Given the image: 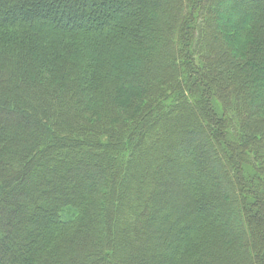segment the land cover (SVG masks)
<instances>
[{
    "label": "trees",
    "instance_id": "obj_1",
    "mask_svg": "<svg viewBox=\"0 0 264 264\" xmlns=\"http://www.w3.org/2000/svg\"><path fill=\"white\" fill-rule=\"evenodd\" d=\"M254 1L0 0V264H111L114 255L132 264H264V237L251 259L248 223L222 187L237 198L232 181L253 184L242 175L252 167L259 176L245 201L252 216L262 208L251 225L264 222V6L231 16ZM128 3L124 16L105 10ZM205 65L211 76L199 89L188 73L207 76ZM223 141L230 152L220 159L214 146ZM100 156L118 161L103 168ZM56 161L74 168L42 169ZM37 171L7 204L6 193ZM71 178L77 185L65 187ZM125 211L130 220H116ZM124 237L134 244L118 257ZM135 249L150 254L146 263Z\"/></svg>",
    "mask_w": 264,
    "mask_h": 264
},
{
    "label": "rangeland",
    "instance_id": "obj_2",
    "mask_svg": "<svg viewBox=\"0 0 264 264\" xmlns=\"http://www.w3.org/2000/svg\"><path fill=\"white\" fill-rule=\"evenodd\" d=\"M254 1V0H253ZM135 6V4H131V3H128V5L126 6L127 8L125 9V10H122V9H120V10H115L114 8H113V6L112 5H107L106 6V11L108 12V13H116V15H118V16H124L125 15V13H126V11L128 12V11H130L131 9H133V7ZM218 6V4H216L215 2H213L212 3V9L211 10H213L215 7H217ZM233 6V5H232ZM231 6V7H232ZM256 6L257 7H263L264 6V4L261 2V1H254V2H252L251 4H249V5H247V6H241V9H238V10H236V9H234V13L231 15V16H237V15H240L241 17H247L248 15L250 16L251 15V12L254 10V8H256ZM237 8H238V6H237ZM18 13H19V15H22V14H26V12L28 13V8L26 7V6H24V5H19L18 6ZM235 16V17H236ZM31 17H32V15H31ZM223 20V19H222ZM70 25H72V23H69V25H67V26H70ZM85 25H93V23H92V21H87V22H85ZM98 25H100V24H98ZM178 38V40H179V38H180V36L179 37H177ZM175 51H176V53H177V51L178 50H176L175 49ZM210 54L207 56L208 58L209 57H211L212 55H214V53L213 52H209ZM179 54L180 53H178V57H179ZM211 55V56H210ZM180 58V57H179ZM205 60H207V58L205 59ZM204 60V61H205ZM206 62V61H205ZM209 67H207V65H205V67H204V69H203V71H205V73H207V76L205 75V74H202L201 75V77L198 75L199 74V70L197 69L196 71L195 70H193V69H190V72L188 73L189 75L188 76H192L193 78H195L196 80H197V84L199 85L198 86V88L200 89V88H202V87H206V84H208V82H209V76H208V74H210V76H211V71L208 69ZM182 68L180 67V70H181ZM209 70V71H208ZM182 77H183V84H185L186 82L184 81V79L186 78L185 77V75L184 74H182ZM191 77V78H192ZM210 84V83H209ZM212 84V86L213 85H215V83H211ZM183 89V88H182ZM195 93V92H194ZM203 97V95H202V93L200 94V97ZM203 99V98H202ZM210 99H211V97H210ZM204 100V99H203ZM203 100L201 101V102H203ZM213 101H215V100H213ZM196 103V102H195ZM194 103V104H195ZM194 104H193V106H194ZM200 105H199V103L197 102V104H195V107H194V109H196V111H197V109L199 110V109H201V107H199ZM184 109H183V111H184V113L185 114H187L186 112H188L187 111V107H183ZM187 115H191V113L190 114H187ZM215 116L217 117V119H219V116H218V114H215ZM175 120H174V118L173 117H168L167 116V118H166V121L163 123V125L167 128V127H169L170 128V126L173 124V122H174ZM147 122V121H146ZM180 130H182V127H181V129ZM219 130V129H218ZM214 137H216L217 139H218V137H219V134H218V131L216 130V132L214 133ZM118 138V137H117ZM225 140H228L231 144L233 143V140H232V138H230V137H225L224 138ZM121 140H122V138H121ZM124 140V139H123ZM224 142V141H223ZM218 146H219V148H218ZM218 146L216 145V146H214L215 148H216V150H217V153H218V155L220 156V159H223V158H227V157H229L228 155H229V150H228V148H227V145H226V143L224 142L223 143V146H222V143H218ZM120 152H121V155L128 149V146H126L124 143H122L121 145H120V148H117ZM233 153H236V151L234 150V152ZM144 154V153H143ZM167 154L169 155V156H171V153H170V151H168L167 152ZM118 155H120V154H118ZM124 155V154H123ZM167 155V156H168ZM59 159H58V161H60V160H63V158L61 157V155H58L57 156ZM122 157V156H121ZM240 157V156H239ZM78 159H81V160H83V163L84 164H86V163H89V162H92V160L93 159H89V161L87 160V158L86 159H84V158H81V156L80 155H78V157H77ZM99 160H102L103 162L101 163V167H106V166H109V165H113V164H115L117 161H118V158H108V157H103V156H100L99 157ZM189 160H191V162L192 163H195V159L194 158H190ZM230 160V159H229ZM94 161V160H93ZM60 162H62V161H60ZM140 162V161H139ZM177 164V162H174V161H172L171 162V164L168 166V168H165V169H163V171L164 172H162V175H164V173L165 174H167L166 176L167 177H165V181H169L170 179H171V177H172V173H171V171L173 170V167L175 166ZM93 165L94 166H96L97 164H96V162H93ZM152 165H157V161L156 160H153L152 161V163H151V165H150V168L152 169ZM42 166V169L43 168H45V167H48L50 170L52 169V167L55 169V171H53V169L51 170L52 172H55L54 173V175H58V174H68L69 173V170H72L74 167H73V165H69L68 167L66 166L65 168H63V169H60V167H58V162L56 161L54 164L52 163L51 165H48V166H45L44 164L43 165H41ZM212 168V170H214V172H215V176L217 177V178H219L220 176H219V171H218V168H216L215 166H212L211 167ZM236 169H237V167H236ZM149 171H150V169H148V172H147V174L149 173ZM237 171H238V173L240 172V168H238L237 169ZM249 171V172H248ZM247 171V173H245L244 174V172H243V176L245 177V180H247V181H251L253 184H251L250 185V183H247L246 182V188H242V187H240L238 184V179H234L232 182L234 183L233 185L235 186H237V188H238V191H239V195L237 196V198H235V199H232V198H230L229 197V194H228V189H227V186L224 184V183H222V187H223V191H224V193H225V199H226V202H227V204H228V206L229 207H232V206H236L237 208H239V212H240V215H241V217L244 219V221L246 222V223H248V226H249V229H250V235L249 234H247L246 236H245V240H246V244L248 245V244H250V247H251V252H249V254H250V257H251V259L254 257V258H256L257 259V257L259 256V254H260V252H259V250H257V245L259 244L258 242H259V238H263L264 237V222H263V220L261 219L258 223H256L254 226L253 225H251V220H253V217L254 216H257V214H261V212H262V208L260 207V206H258V207H256L255 209H253V212H252V214H253V216L251 215V214H249L248 212H249V209H248V207H247V204H248V202H246L245 201V196H246V193H248V189H250L252 192H254V190L256 189L254 186V182L255 181H253L254 179L253 178H255V175H257V177L259 176V174L257 173V172H255V170L252 168V167H250V170H248ZM253 171V172H252ZM38 173H39V171H37L36 173H34L33 175H31L30 176V178L25 182V183H21L20 185H18V186H16V187H14V188H12L10 191H8L7 193H6V196H7V204H9V203H11V200H12V197H14V196H16L17 195V189H20V190H23V189H26V188H28V186L30 185L29 183H31V182H34V181H36V174L38 175ZM147 174L146 175H144L143 176V179H145V180H147ZM247 174V175H246ZM251 174V175H250ZM201 179H200V182L201 181H204V177H200ZM128 180H130V181H137V180H140V177L138 178V177H136V176H133L132 174H130L129 175V177L127 178ZM127 179L126 180H124L121 184H120V187H124V188H128L127 187V185H128V181H127ZM48 181H54V180H52V179H48ZM158 181V179H154V182H157ZM55 182V181H54ZM68 182V181H67ZM77 183H78V181L77 180H74V179H70L69 180V182L67 183L68 185H66L65 187H67V186H70V185H77ZM252 186H253V188H252ZM249 194V193H248ZM81 196L83 195V194H80ZM264 197H261V199L262 200H264L263 199ZM251 203V202H250ZM251 204H253V203H251ZM130 217H131V215H130V213L128 212V211H125L124 212V215H122V217H120V219L118 218V217H116V220H118L119 222H128L129 220H130ZM252 217V218H251ZM251 218V219H250ZM235 217H232V218H230V223L232 222V223H234L235 224ZM148 223H150V222H148ZM129 233V236L131 237V234H130V232H128ZM257 235H258V237L259 238H257ZM240 242H243V240L241 239L240 240ZM116 244V250H117V253H118V257H122V253H123V251H124V249H126L128 246L129 247H131L133 244H134V241L130 238V239H127L126 240V237H124V238H122L121 240L119 239V240H117L116 242H115ZM136 254V255H135ZM117 255V254H116ZM149 255L150 254H148V253H145V252H143V250H134V257L135 258H137V259H139L141 262H144V263H146L147 262V259L149 258ZM108 262L109 263H111V264H132V262L130 261V259H126V258H123L121 261H119L118 260V258H117V256H112L111 258H110V256H109V258H108Z\"/></svg>",
    "mask_w": 264,
    "mask_h": 264
}]
</instances>
